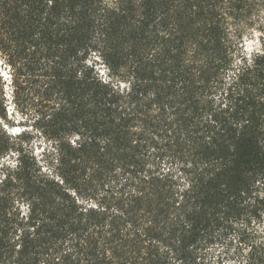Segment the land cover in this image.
Segmentation results:
<instances>
[{
    "label": "trees",
    "instance_id": "16d2710c",
    "mask_svg": "<svg viewBox=\"0 0 264 264\" xmlns=\"http://www.w3.org/2000/svg\"><path fill=\"white\" fill-rule=\"evenodd\" d=\"M263 10L0 0V264H264Z\"/></svg>",
    "mask_w": 264,
    "mask_h": 264
},
{
    "label": "rangeland",
    "instance_id": "374dc122",
    "mask_svg": "<svg viewBox=\"0 0 264 264\" xmlns=\"http://www.w3.org/2000/svg\"><path fill=\"white\" fill-rule=\"evenodd\" d=\"M262 19H263V29L261 33H254V36H251L245 40V46L249 53L253 51H260L264 48V10L262 12ZM2 73H4L2 71ZM5 76V75H4ZM8 90H6V93ZM7 109V119L6 121L3 120L0 123V128L5 134L9 135H17L19 131L26 130L25 134L27 138L23 139V147L24 149L37 157L38 159L42 157L43 149L46 150L47 142L44 140L39 133V130L34 127V120L26 121L24 116L21 114H17L16 110L13 109V104L11 103L10 99H8L6 103ZM10 122V123H8ZM15 157L12 156H4L3 159L0 160V163L7 164V163H14ZM217 256V249L212 251L207 258L200 261L199 264H213L216 261Z\"/></svg>",
    "mask_w": 264,
    "mask_h": 264
}]
</instances>
